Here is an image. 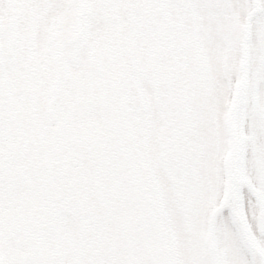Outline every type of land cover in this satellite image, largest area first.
Returning <instances> with one entry per match:
<instances>
[{"label": "rangeland", "instance_id": "1", "mask_svg": "<svg viewBox=\"0 0 264 264\" xmlns=\"http://www.w3.org/2000/svg\"><path fill=\"white\" fill-rule=\"evenodd\" d=\"M0 264H264V0H0Z\"/></svg>", "mask_w": 264, "mask_h": 264}]
</instances>
